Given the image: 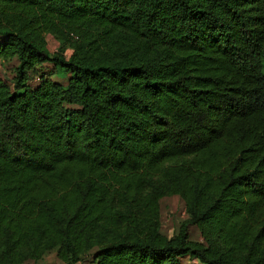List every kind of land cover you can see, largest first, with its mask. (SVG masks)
I'll return each instance as SVG.
<instances>
[{
	"label": "trees",
	"instance_id": "1",
	"mask_svg": "<svg viewBox=\"0 0 264 264\" xmlns=\"http://www.w3.org/2000/svg\"><path fill=\"white\" fill-rule=\"evenodd\" d=\"M14 59L0 264H264V0H0ZM174 195L188 218L167 236Z\"/></svg>",
	"mask_w": 264,
	"mask_h": 264
},
{
	"label": "rangeland",
	"instance_id": "2",
	"mask_svg": "<svg viewBox=\"0 0 264 264\" xmlns=\"http://www.w3.org/2000/svg\"><path fill=\"white\" fill-rule=\"evenodd\" d=\"M48 49L51 53H57L61 49V42L56 39L53 35H48L47 38ZM70 50L67 51L69 54ZM17 65V60H11L8 62L0 61V76L5 77L8 82L12 83L13 73L12 67ZM46 74V76L52 80L66 82L67 78L58 74L55 67L46 63L40 70L41 74ZM39 75V76H40ZM36 77L32 81L33 86H37L40 83V78ZM188 218L186 213V206L184 200L178 196H167L161 199V224H162V232L167 236L175 235L181 226V224ZM190 235L192 239L203 241L202 235L199 229L191 225L189 229ZM93 252V251H92ZM197 261L192 258H185L183 260V264H195ZM25 264H62L60 259L57 256L56 250L49 251L46 253L43 258L38 261H29ZM78 264H96L93 261L92 254H89L84 261Z\"/></svg>",
	"mask_w": 264,
	"mask_h": 264
}]
</instances>
